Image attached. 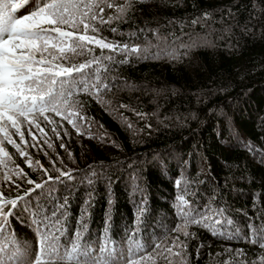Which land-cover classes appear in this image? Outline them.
<instances>
[{
	"label": "trees",
	"instance_id": "16d2710c",
	"mask_svg": "<svg viewBox=\"0 0 264 264\" xmlns=\"http://www.w3.org/2000/svg\"><path fill=\"white\" fill-rule=\"evenodd\" d=\"M111 12L105 9V19ZM194 19L198 21L195 24ZM111 27H117V33L105 26L101 35L130 45H150L149 52L159 55H130L128 62L121 64L122 54L105 49L103 55H112L113 61L104 62L110 71L102 73V79L107 77L106 83L116 79L104 93V103L78 95L83 108L76 110L85 117L84 124H78L79 134L59 117H55L56 132L43 121V134L32 128L30 136L28 126H22L25 143L21 148L27 158L38 161L53 177L59 173L53 171L52 163L61 171L71 170L72 176L71 180L61 177L55 183L47 182L43 191L35 190L30 207L35 210L39 201L50 215L52 205L68 197V215L62 225L68 237L85 209V239L95 246L104 235L107 219V236L127 256L130 235L148 253L153 242L160 243L162 249L171 243V237L177 235L171 229L182 222L178 221L176 197L184 195L196 211H204L209 203L213 209H226L225 216L233 225L220 231L239 229L244 237L228 239L190 226L189 232L196 235L186 241L188 264L257 260L264 253L260 248L264 240L257 237L256 243H251L247 238L252 229H264V163L260 160L264 153V0H137L125 22H114ZM131 32L136 36L129 38ZM157 35L162 39L157 40ZM190 37H204L207 43L180 48L181 43H190ZM172 47L178 50L179 59L166 55ZM94 55L100 56V50L95 49ZM82 60L77 57L74 62ZM120 104L127 107L120 108ZM230 128L239 132L245 143L234 139ZM13 139L20 143L18 136ZM246 142L259 151L250 154ZM4 146L12 160L8 166L18 165L29 179L40 182L42 173L27 167L26 158L11 145ZM13 179L20 185L18 189L0 174V191L6 198L30 187ZM177 179L181 180L179 187L174 183ZM213 191L214 201L210 200ZM142 197L145 212L137 223ZM17 214L23 222L10 217L11 230L18 239L35 246L28 213L21 209ZM179 239L185 238L180 235ZM236 249L243 250L244 257L237 256ZM132 251L135 258L134 246ZM153 258L155 264H167L155 253Z\"/></svg>",
	"mask_w": 264,
	"mask_h": 264
},
{
	"label": "snow or ice",
	"instance_id": "6c2138e0",
	"mask_svg": "<svg viewBox=\"0 0 264 264\" xmlns=\"http://www.w3.org/2000/svg\"><path fill=\"white\" fill-rule=\"evenodd\" d=\"M135 2L137 0H124L123 3H114L113 0H0V174L5 182L12 181L17 189L20 185L14 183V177L30 185L27 191L17 194L14 198H6L0 191V264H155L153 253L162 256L167 264H173V261L176 264H188L186 241L196 235L189 232L190 226L209 229L213 235H226L228 239L244 238L239 235V229L234 233L220 231L226 225H233V220L225 216L226 209L223 207L213 209L209 203L204 205V211H196L184 195H178L175 207L178 221L182 222H177L171 229V232L177 234L171 237V243L162 249L160 243L153 242L150 245L152 252L148 253L144 251V245L130 235L127 238L126 256L124 249L107 236V219L104 235L95 246L85 239L84 234L88 228L87 224L82 222L86 215L85 209H82L76 230L70 238L68 237V230L62 227L68 215V197H64L62 203L55 202L50 215L45 213L39 201L36 202L35 210L30 207L35 190L43 191L47 182L55 183L61 177L71 180L72 176L71 170L61 171L50 162L53 171L59 173L53 177L38 161L27 158L21 148L25 143L22 126H28L30 136L32 128L43 134L44 129L40 126L43 121L52 125L53 132H56L55 117H59L72 125L79 134L78 124L83 125L85 117L76 110L83 108L77 99L78 95L82 93L95 98L97 103H104L103 95L110 91V86L116 79L113 77L112 81L107 83L104 82L107 77L102 79V73L110 71L104 62L113 61L112 55H103L105 49L122 54L123 58L119 61L121 64L127 63L130 55L137 58L158 57L159 52H149L150 45H130L115 39L109 40L101 35L105 26H108L111 33H117L118 28L111 25L114 22H125ZM106 8L112 10L107 19L104 17ZM18 10L25 11L19 14ZM197 22L195 19L192 21L193 24ZM128 36L135 37L136 33L131 32ZM156 39L162 38L157 35ZM189 39L190 43H181L180 48L187 50L207 43L204 37ZM95 49L100 50V56L94 55ZM166 55L171 59H179L175 47L170 48ZM77 57H83L82 62L75 63ZM119 107L127 106L120 104ZM229 130L233 132L234 139L245 143L239 132L232 128ZM13 136H18L20 143H17ZM33 140L35 141L34 136ZM5 143L11 145L19 156L26 158L24 163L27 167L42 173L40 182L29 179L18 165L14 168L8 166L12 160L4 146ZM60 147L63 148L64 145L61 144ZM246 148L250 154L259 151L251 142H246ZM68 155L71 157V153ZM260 160L264 163V153L260 154ZM91 169L92 166L89 172L95 177L97 174ZM245 178L241 176V179ZM88 183L91 184L92 180L89 179ZM174 183L179 187L181 180L177 179ZM215 199L213 191L210 200ZM141 200V206L137 209V223L145 212L142 206L143 197ZM87 203L88 201H85V204ZM108 203L111 204L112 200L109 199ZM21 209L23 213H28V227L34 234L35 246L29 241L18 239L11 230L10 217L15 218L17 222H23L22 215L17 214ZM248 227L251 229V224ZM180 235L185 239L180 240ZM257 237L264 240V229H252L251 237L247 239L256 243ZM133 246L136 249L135 258ZM260 248L264 249V243L260 244ZM196 251L198 253L199 248ZM235 252L239 257L245 255L241 249H236ZM164 253H167V256H164ZM228 264H264V253L259 254L255 261L241 259Z\"/></svg>",
	"mask_w": 264,
	"mask_h": 264
}]
</instances>
